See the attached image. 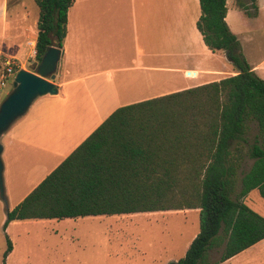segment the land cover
I'll return each instance as SVG.
<instances>
[{
  "label": "trees",
  "instance_id": "16d2710c",
  "mask_svg": "<svg viewBox=\"0 0 264 264\" xmlns=\"http://www.w3.org/2000/svg\"><path fill=\"white\" fill-rule=\"evenodd\" d=\"M34 2L39 62L49 46L62 48L73 0ZM199 6L203 42L227 52L236 73L117 107L6 211L3 228L15 219L197 209L198 233L168 264H216L264 239V216L242 201L253 189L264 197V79L225 21L226 0H199ZM247 157L252 164L241 172ZM6 243L3 263L12 249L9 238ZM212 249H221L219 260H209Z\"/></svg>",
  "mask_w": 264,
  "mask_h": 264
},
{
  "label": "crops",
  "instance_id": "0c3cea01",
  "mask_svg": "<svg viewBox=\"0 0 264 264\" xmlns=\"http://www.w3.org/2000/svg\"><path fill=\"white\" fill-rule=\"evenodd\" d=\"M226 7L225 20L228 0ZM5 8L2 2L0 17ZM199 15V0H73L53 79L58 92L38 97L1 137L2 156L20 177L17 204L117 107L236 73L222 65L221 58L230 62L224 51L203 42ZM0 40L7 53L17 47L13 56L21 61L25 43ZM247 62L264 79V56Z\"/></svg>",
  "mask_w": 264,
  "mask_h": 264
},
{
  "label": "rangeland",
  "instance_id": "374dc122",
  "mask_svg": "<svg viewBox=\"0 0 264 264\" xmlns=\"http://www.w3.org/2000/svg\"><path fill=\"white\" fill-rule=\"evenodd\" d=\"M2 2L6 10L0 17V36L15 39V46L25 45L19 48L17 54L21 61H18L13 56L17 47L7 53L3 50L7 40H0V102L12 89L13 82V78L7 76L5 62L10 59L16 61L19 68H25L35 60L32 44L33 35L37 34L39 11L34 0H0V4ZM237 2L228 0L225 21L230 31L239 36V50L244 58L255 61L264 56V0H255L256 10L251 0H240L248 7L247 13ZM221 63L234 69L224 58ZM157 85L162 89L159 81ZM255 132L256 126L252 124L248 133L250 140ZM4 140L1 138V142ZM2 159L5 197L0 196V264H168L185 253L199 231L197 209L30 219V222L19 221L3 228L6 207L11 210L17 204L22 190L20 177L6 155ZM252 161L247 157L241 172L247 171ZM242 201L264 216V197L257 189L251 190ZM6 238L11 241L12 249L3 263ZM220 252L221 249L210 250L209 260H219ZM216 264H264V239L228 262L217 261Z\"/></svg>",
  "mask_w": 264,
  "mask_h": 264
},
{
  "label": "water",
  "instance_id": "95a60500",
  "mask_svg": "<svg viewBox=\"0 0 264 264\" xmlns=\"http://www.w3.org/2000/svg\"><path fill=\"white\" fill-rule=\"evenodd\" d=\"M236 51H238L236 49ZM62 49L55 45L47 48L39 62L31 64V69L19 68L12 82V89L0 102V196L5 197L3 186V144L2 135L40 96L56 94L58 85L53 81L61 61ZM227 57V52H225ZM8 208L6 207V211Z\"/></svg>",
  "mask_w": 264,
  "mask_h": 264
},
{
  "label": "built area",
  "instance_id": "2783aa9c",
  "mask_svg": "<svg viewBox=\"0 0 264 264\" xmlns=\"http://www.w3.org/2000/svg\"><path fill=\"white\" fill-rule=\"evenodd\" d=\"M33 46V55H35V44H32ZM16 61L10 60L8 59L5 63V71L7 73V76H9V78H13V76L15 75L16 71L19 69V65L15 63Z\"/></svg>",
  "mask_w": 264,
  "mask_h": 264
}]
</instances>
